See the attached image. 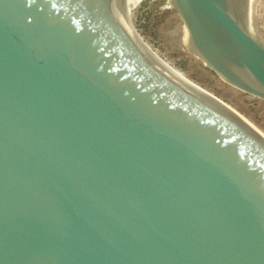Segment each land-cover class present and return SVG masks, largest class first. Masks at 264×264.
<instances>
[{"label": "water", "instance_id": "95a60500", "mask_svg": "<svg viewBox=\"0 0 264 264\" xmlns=\"http://www.w3.org/2000/svg\"><path fill=\"white\" fill-rule=\"evenodd\" d=\"M125 2L0 0V264H264V137L148 54ZM170 4L264 100V0Z\"/></svg>", "mask_w": 264, "mask_h": 264}, {"label": "rangeland", "instance_id": "374dc122", "mask_svg": "<svg viewBox=\"0 0 264 264\" xmlns=\"http://www.w3.org/2000/svg\"><path fill=\"white\" fill-rule=\"evenodd\" d=\"M133 13L135 29L161 59L226 103L264 136V100L229 85L181 46L182 18L168 0H144Z\"/></svg>", "mask_w": 264, "mask_h": 264}, {"label": "bare ground", "instance_id": "6f19581e", "mask_svg": "<svg viewBox=\"0 0 264 264\" xmlns=\"http://www.w3.org/2000/svg\"><path fill=\"white\" fill-rule=\"evenodd\" d=\"M144 0H126L125 5L123 6V18L124 21L126 23V25L128 26V28L130 29V31L134 34V36L136 37V39L140 42V44L143 46V48L145 49V51L150 54V55H154L156 54V60H158L162 65H164L166 68L170 69L171 71L175 72L176 74L180 75L181 77L185 78L186 80H188L183 74H181L180 72H178L177 70H175L174 68H172L166 61H164L163 59L160 58V56L158 55L157 52H155L148 43L145 42V40L142 38V36L137 32V30L135 29V24H134V20H133V11L136 10L141 3ZM169 3H172L173 0H168ZM135 15V14H134ZM135 17V16H134ZM182 33H183V27H182ZM180 44L181 46L186 49L189 50V48L184 44V35L181 37L180 39ZM189 81V80H188ZM191 82V81H190ZM193 83V82H191ZM194 84V83H193ZM196 85V84H195ZM197 86V85H196ZM199 87V86H198ZM201 88V87H200ZM203 89V88H201ZM204 90V89H203ZM206 91V90H205ZM208 92V91H206ZM209 93V92H208ZM211 94V93H209ZM212 95V94H211ZM214 96V95H212ZM215 97V96H214ZM216 98V97H215ZM218 99V98H216ZM219 100V99H218ZM221 101V100H219ZM222 102V101H221ZM223 104H225L226 106H228L226 103L222 102ZM237 116L243 118L241 115L238 114V112H236L234 109H232L230 106H228ZM244 119V118H243ZM245 120V119H244ZM247 121V120H245ZM248 122V121H247ZM249 123V122H248ZM250 124V123H249ZM262 136L263 134L258 131ZM264 137V136H263Z\"/></svg>", "mask_w": 264, "mask_h": 264}]
</instances>
